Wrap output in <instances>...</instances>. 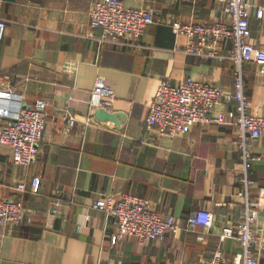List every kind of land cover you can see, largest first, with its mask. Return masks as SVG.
<instances>
[{"label": "crops", "instance_id": "crops-1", "mask_svg": "<svg viewBox=\"0 0 264 264\" xmlns=\"http://www.w3.org/2000/svg\"><path fill=\"white\" fill-rule=\"evenodd\" d=\"M95 1L1 2L7 26L0 39V73L12 75L11 90L22 94L26 104L39 97H49L52 104L30 165H17L10 146L0 142V197L20 198L27 210L23 223L0 224V264H190L218 248L234 259L243 247L236 238L222 240L221 233L244 211L235 195L241 170L234 142L236 102L224 98L218 105L225 122H198L175 137L145 124L148 104L162 81L179 84L192 76L234 91L232 61L188 54L187 37H177L171 25L175 20L228 21V14L215 0H123L129 7L156 9L155 21L137 41L128 37L100 46L96 37L102 31L89 14ZM247 2L249 38L264 48V15L257 14L264 0ZM223 52H228L226 45ZM244 74L249 111L264 116V66L247 62ZM105 79L113 82L112 111L123 115L120 123L99 120L90 103L94 85ZM69 116H75L74 126ZM3 122L0 118V129ZM252 146L259 155L253 177L264 185V136ZM36 176L40 187L31 184ZM20 182L27 184L24 191L17 188ZM123 193L151 199L164 216L173 213L179 230L144 243L127 235L113 244L116 219L91 204ZM55 195L65 203L74 201L64 216L49 214ZM201 208L215 215L209 230L188 224L190 213Z\"/></svg>", "mask_w": 264, "mask_h": 264}, {"label": "built area", "instance_id": "built-area-1", "mask_svg": "<svg viewBox=\"0 0 264 264\" xmlns=\"http://www.w3.org/2000/svg\"><path fill=\"white\" fill-rule=\"evenodd\" d=\"M228 14V21L171 23L177 37L186 36V52L202 58L223 60L228 58L234 68V91L209 81L187 77L179 84L162 81L150 103L145 119L147 129L156 128L162 135L175 137L188 132L198 122L223 123L225 112L218 105L225 98L236 102L235 126L241 155V170L237 176L235 195L242 200V219L223 226L221 239L236 238L243 251L234 259L225 256L218 248L211 257L190 264H261L264 256V185H258L253 177V168L259 155L252 142L264 136V116L249 111L251 99L246 93L244 65L258 62L264 66V48L255 45L250 36V12L247 0H215ZM2 0H0L1 5ZM92 24L101 29L96 37L100 46L106 43H123L128 37L136 41L154 23L156 9L126 6L123 0H96L89 11ZM259 17L264 15V2L258 6ZM7 21L0 16V39L4 37ZM226 45L228 52L223 49ZM13 77L8 72L0 73V118L4 120L0 129V142L10 146L13 160L17 165H30L38 156L39 143L43 139L47 122V111L52 104L49 97H39L34 104H26L22 94L11 90ZM116 93L113 82L103 80L92 89L90 103L94 108L112 111ZM88 118L86 123H89ZM70 126L76 123L75 116L68 117ZM34 187H40L41 179L31 180ZM17 188L24 191L26 182ZM257 189L256 196L253 195ZM74 201L65 203L55 195L49 214L51 217L66 215ZM92 209L102 210L116 219L117 229L112 234V243H118L127 235L137 238L140 243L162 239L168 233L180 228L177 217L171 213L162 215L151 199L134 193H123L119 199L111 195L98 198L91 204ZM27 210L20 198L0 197V224L16 226L25 221ZM215 219L214 213L206 208L197 209L188 216V224L209 230ZM78 230L81 225L77 226ZM202 238V237H201Z\"/></svg>", "mask_w": 264, "mask_h": 264}, {"label": "water", "instance_id": "water-1", "mask_svg": "<svg viewBox=\"0 0 264 264\" xmlns=\"http://www.w3.org/2000/svg\"><path fill=\"white\" fill-rule=\"evenodd\" d=\"M95 116L99 120H103V121L111 120V121H115L116 123H120V119H122L123 117V115L119 112H114L101 107L95 110Z\"/></svg>", "mask_w": 264, "mask_h": 264}]
</instances>
